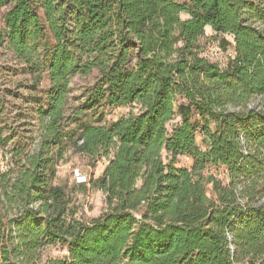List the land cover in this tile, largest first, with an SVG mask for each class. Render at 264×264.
Segmentation results:
<instances>
[{"label": "trees", "instance_id": "obj_1", "mask_svg": "<svg viewBox=\"0 0 264 264\" xmlns=\"http://www.w3.org/2000/svg\"><path fill=\"white\" fill-rule=\"evenodd\" d=\"M3 10L0 48L49 87L32 148L9 150L0 86V264H264V0H0ZM208 28L233 39L226 68L203 55ZM94 73L71 110L72 79ZM103 106L138 112L85 120ZM70 151L107 163L91 180L107 208L89 221L54 185ZM51 246L67 254L43 261Z\"/></svg>", "mask_w": 264, "mask_h": 264}, {"label": "rangeland", "instance_id": "obj_2", "mask_svg": "<svg viewBox=\"0 0 264 264\" xmlns=\"http://www.w3.org/2000/svg\"><path fill=\"white\" fill-rule=\"evenodd\" d=\"M186 1V0H181ZM0 12V29L3 28V14ZM206 35L209 40H204L205 51L204 56L212 63L218 64L221 68H226L230 60L234 57L233 39L228 36L225 42L221 40L211 39L212 30L208 28ZM97 78V73L88 77L77 76L71 81V94L69 107L71 110L81 109L84 102L83 94L86 89L91 87ZM42 84L34 88L36 79L29 73L23 71L22 67L13 59L10 52L4 47L0 48V86L3 91V113L2 120L4 126L9 127L7 136L12 140L7 147L9 150L15 145L21 143L22 146L28 147L30 150L31 136L37 135V120L35 115V99L45 100V92L49 87L46 75L42 76ZM136 106H126L120 108L101 107L95 110L86 111L85 120H89L93 124L105 125L106 123L118 121L127 117L130 113H137ZM103 119L101 122L99 120ZM76 125H72L74 128ZM8 159L3 161L1 166L3 170L7 169ZM2 158V155H1ZM10 162V161H9ZM106 161L102 160L93 165L92 162L79 154L70 151L66 155L65 162L57 167V176L54 185L62 186L72 198L73 206L78 210L77 218L89 221L99 217L107 208L105 196L102 192L93 190L91 180L101 176ZM193 161L187 157L178 158L177 166L180 168L191 169ZM205 176L213 175L224 185L229 183L227 169L224 167H209L205 171ZM81 185H86L87 190L83 191ZM208 195L216 199L213 192V185L207 187ZM67 251L60 246H51L42 252L43 261L49 259L62 258Z\"/></svg>", "mask_w": 264, "mask_h": 264}]
</instances>
